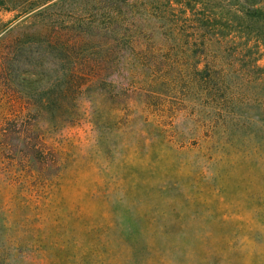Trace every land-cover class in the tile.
<instances>
[{
    "label": "rangeland",
    "instance_id": "rangeland-1",
    "mask_svg": "<svg viewBox=\"0 0 264 264\" xmlns=\"http://www.w3.org/2000/svg\"><path fill=\"white\" fill-rule=\"evenodd\" d=\"M0 264H264V0H0Z\"/></svg>",
    "mask_w": 264,
    "mask_h": 264
},
{
    "label": "trees",
    "instance_id": "trees-1",
    "mask_svg": "<svg viewBox=\"0 0 264 264\" xmlns=\"http://www.w3.org/2000/svg\"><path fill=\"white\" fill-rule=\"evenodd\" d=\"M137 46L138 47H141L142 46V43L141 42H138L137 43ZM151 49L153 50H159L160 51V48H156V45L153 46ZM200 49V48H199ZM171 50V47H169V51ZM173 50V49H172ZM144 51V50H142ZM11 98H13V100H16V102L20 101L21 100V97L17 96L15 97L14 94H11ZM22 109H27L28 110V107H26L24 104H22ZM2 136L4 138L7 137V134H5V132L2 131ZM37 148L41 151H43L42 153L44 154L45 150L47 149L45 143L43 142L42 139H39V141H37ZM13 153V152H12ZM32 156H29V155H23L21 159H19V164H21V162L23 161H26L27 160V163L29 164V167L31 170L34 171V173L36 172V176L43 179L45 182L48 181L50 179V175L52 174L50 172V169L54 167V161H45V160H40L42 164H40L41 166H36L35 165V160H36V156L38 157V154H31ZM41 155V154H40ZM12 157V156H11ZM13 159V157H12ZM21 161V162H20ZM56 162V161H55ZM35 165V166H34ZM29 172H31L29 170Z\"/></svg>",
    "mask_w": 264,
    "mask_h": 264
}]
</instances>
